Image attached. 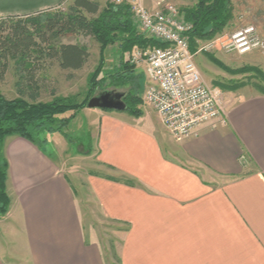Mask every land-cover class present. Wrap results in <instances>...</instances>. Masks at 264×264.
Instances as JSON below:
<instances>
[{"label": "crops", "instance_id": "obj_1", "mask_svg": "<svg viewBox=\"0 0 264 264\" xmlns=\"http://www.w3.org/2000/svg\"><path fill=\"white\" fill-rule=\"evenodd\" d=\"M71 1L0 0V20ZM159 1L142 0L151 12ZM224 96V123L180 143L147 127L144 114L86 108L69 122L82 117L75 130L92 143L102 175L85 184L98 220L121 232L114 260L58 163L67 142L54 138L58 153L50 154L8 137L0 264H264V95L244 88Z\"/></svg>", "mask_w": 264, "mask_h": 264}, {"label": "rangeland", "instance_id": "obj_2", "mask_svg": "<svg viewBox=\"0 0 264 264\" xmlns=\"http://www.w3.org/2000/svg\"><path fill=\"white\" fill-rule=\"evenodd\" d=\"M94 1L100 5V10H106L109 5H112L111 0ZM230 2L232 19L218 36H230L240 28L254 26L264 39V0H230ZM196 4L197 0H165L161 8L165 5H171L178 13H181L184 10L194 8ZM68 6L69 4L63 5L48 14L53 15L56 11L66 13ZM131 19H133V16ZM133 27L135 34L139 35L134 24ZM5 35L6 33L3 32L0 38ZM54 36L52 33H47L45 36L50 45H77L87 51L89 57L84 67L79 72L63 71L58 68L55 62L45 59L36 64L37 67L34 72L30 75H24L17 63L18 61L9 59L6 69H4L3 75L0 77V93L5 98L15 99L23 97L29 103H47L52 101L53 98H72L77 103H81L104 92H112L123 94V102L126 106V99L129 96H133L140 101V104L134 108L141 110L142 115L144 114L150 120L145 121L147 127L157 129L156 131L163 133L160 135H164L167 140L171 141V138L160 126L156 115L144 102L143 94L147 85L143 70L145 69L144 58H141L139 64H131V57L137 53L144 54L147 48L134 47L130 54L123 55L121 48L117 44L115 46L109 45L100 64L99 44L92 37L85 34L57 38ZM202 42L204 41L196 40L193 43V53H196ZM37 44L40 50L43 49V46L38 41ZM194 56H196V68H198L204 83L219 89L224 94L235 93L244 88H249L251 91L258 93L264 89V49L244 57L227 55L222 52L196 53ZM123 62H128L133 67V75L126 79L123 85L115 86L113 82L106 78H108V74L114 73V70L116 71ZM2 63L3 61L0 65ZM100 67L101 71L97 76V81L95 80L94 86L90 87V78ZM2 69V66H0V71ZM71 123L70 127L63 131L66 137L58 133L44 135L43 138L45 137L47 144L45 146L42 145L41 149L50 154L58 153L57 149H59V154L57 155L58 163L62 165L63 172L67 174V180L71 183L75 192L78 193L79 199L82 200L81 209L87 216L85 224L93 226L94 233H97V236L107 245V257L114 260V248L119 243L121 232H118L112 224H105V222L99 221V218H97L99 215L98 210L89 201V192L85 184L86 178L102 174L94 171V167H92V162L94 161L91 158L93 154L92 143L88 138H85V135L80 137L75 130L77 129L78 131L81 128L82 117ZM54 138L67 142L68 146L65 147L62 144V147H57L56 149L53 143Z\"/></svg>", "mask_w": 264, "mask_h": 264}, {"label": "trees", "instance_id": "obj_3", "mask_svg": "<svg viewBox=\"0 0 264 264\" xmlns=\"http://www.w3.org/2000/svg\"><path fill=\"white\" fill-rule=\"evenodd\" d=\"M230 4V0H197L194 8L179 12L182 20L192 25L189 33L191 52L194 51L192 46L196 40L208 41L221 34L232 19ZM52 11L0 20V35L6 33L0 38V63L3 61L0 65L3 68L0 77L9 59L18 61L24 75L34 72L36 64L45 59L55 62L60 70L79 72L88 60L87 51L77 45H50L45 37L47 33L54 34L56 38L79 34L92 37L99 44L100 64L109 45L117 44L123 55L130 54L134 47H165L159 42L135 34L132 14L127 6L109 5L106 10H100V5L94 0H72L66 13L56 11L53 15L48 14ZM37 41L43 49L40 50ZM132 70L133 67L128 62H123L106 79L115 86L123 85L133 75ZM100 71L101 67L90 78V87L94 86ZM259 93L264 95V89ZM126 100L124 113L135 118L141 117V110L134 108L140 101L133 96ZM88 101L77 103L72 98H53L47 103H29L23 97L7 99L0 93V216L6 215L10 204L5 187L8 165L2 150L5 140L16 136L42 148L47 142L43 138L46 134L58 133L66 137L63 131L80 110L87 108ZM115 181L129 187L135 185L132 180Z\"/></svg>", "mask_w": 264, "mask_h": 264}, {"label": "built area", "instance_id": "obj_4", "mask_svg": "<svg viewBox=\"0 0 264 264\" xmlns=\"http://www.w3.org/2000/svg\"><path fill=\"white\" fill-rule=\"evenodd\" d=\"M112 5L127 6L140 36L161 43L163 48H147L144 54L131 57V64L144 58L147 79L144 102L161 127L175 142L197 137L202 129H215L224 123L226 99L219 89L204 83L196 68V53L222 52L240 57L260 52L264 41L254 26H246L230 36H216L204 41L196 53L190 50L192 25L180 17L171 5L151 12L142 0H111Z\"/></svg>", "mask_w": 264, "mask_h": 264}, {"label": "water", "instance_id": "obj_5", "mask_svg": "<svg viewBox=\"0 0 264 264\" xmlns=\"http://www.w3.org/2000/svg\"><path fill=\"white\" fill-rule=\"evenodd\" d=\"M123 99V94L104 92L99 96L92 97L87 103V109L124 112L126 106Z\"/></svg>", "mask_w": 264, "mask_h": 264}]
</instances>
